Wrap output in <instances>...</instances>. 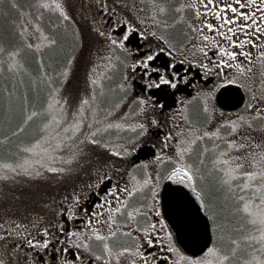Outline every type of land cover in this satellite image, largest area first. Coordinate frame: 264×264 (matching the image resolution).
<instances>
[{"label":"rangeland","instance_id":"374dc122","mask_svg":"<svg viewBox=\"0 0 264 264\" xmlns=\"http://www.w3.org/2000/svg\"><path fill=\"white\" fill-rule=\"evenodd\" d=\"M97 1L132 15L129 20L135 25L167 30L180 42L188 9L189 23L197 24L191 5L198 0ZM82 4V0H0V222L38 216L63 185H73L80 172L107 160L112 146L124 140V149L129 150L132 141H125L134 137V126L142 120V112L119 89L118 65L114 66L107 43L80 18ZM263 50H257L251 67L234 74L248 95L243 108L225 113L206 98H193L179 116L189 136L182 166L192 172L213 229L219 232L221 223L229 226L221 242L212 243L213 253L207 250L193 257L169 241L177 264L264 262V224L258 215L264 209L260 203L264 180L259 175L252 180L229 178L225 172L240 162L235 157L244 158L237 172L264 169V164L258 169L251 163L264 152V115L257 114L264 112ZM226 121L235 122L236 130ZM9 132L12 136L5 135ZM102 136L108 142L99 140ZM230 140L241 147L230 146ZM246 203L251 212L244 210ZM0 261L13 264L1 249Z\"/></svg>","mask_w":264,"mask_h":264},{"label":"flooded vegetation","instance_id":"af4514ba","mask_svg":"<svg viewBox=\"0 0 264 264\" xmlns=\"http://www.w3.org/2000/svg\"><path fill=\"white\" fill-rule=\"evenodd\" d=\"M82 3L80 18L84 23L91 25L98 32L99 37L107 43L112 52V62L114 66L118 65L119 89L125 98L135 104L134 108L142 112V120L134 126V131H137L133 133L134 137L125 141V144L129 141L132 143L124 155L115 154L124 151V140H121L120 143L112 146L110 152H107V160L102 161L101 165L80 172L79 177L74 179L73 185H63L51 196L47 204L42 206L38 216L14 218L10 224L0 222V249L13 264H65V262L67 264H142L145 259L150 264L153 260L155 264H177V254L170 246V242L176 244L179 249L182 248L164 214L162 191L177 164L183 167L185 154L188 153L189 136L188 132L182 130L179 116L186 112L193 98H206L218 110L234 113L247 104L248 95L243 86L236 81L227 84L222 82V75L218 74L216 58L209 59L208 68L203 67L205 56L199 48L207 44L211 49L212 43L211 40L204 41L199 38L198 33L189 23L190 9L186 13V22L181 26L184 39L180 42L169 35L167 30L133 24L132 20H129V16L133 18L132 15H127L122 9L108 8L97 0H82ZM120 21L131 23L136 30L130 34L129 40L125 41L123 49L111 42L112 39L121 37L124 25L119 24ZM113 24L118 26L113 28ZM248 31L251 34L254 30ZM138 32H144L146 35L141 37ZM209 34L205 31V35ZM211 35L218 43H222V38L215 33ZM237 36L242 38L239 34ZM254 39L256 47L245 45L252 56L248 58L237 56V61L243 65L242 69L244 66L251 67L257 50L262 48L260 44L264 37L257 34ZM149 48L157 54V58L150 62V66L147 69L143 66L131 67L136 59L143 58V53ZM232 50H236V46H232ZM169 53L172 55L170 56ZM222 58L228 59L229 64L232 65L220 66L222 73L230 81L235 80L234 74L241 68L235 67L236 61L231 58ZM170 71L173 74L176 72L181 74L175 77L177 82L175 88L157 79L159 76L168 77ZM228 84H238L245 92V102L237 109H223L216 102L217 93ZM209 93L211 95H208ZM140 98L143 99V103ZM254 106L257 107V104ZM140 124L144 125V129L137 126ZM106 138L102 136L99 140L108 142ZM181 149L184 151L181 152ZM112 186L116 187L119 196L108 194L107 190ZM125 188L129 191L135 188L136 191L131 196H127L124 192ZM75 196L80 197L78 202L74 200ZM109 199L112 203L100 209V216L90 215L96 210L97 203ZM117 207L121 208L119 212L109 211V208ZM61 209H65V212H61ZM69 209L71 212L68 211ZM81 209L85 211L82 212ZM129 212L133 215L129 216ZM71 213H75L76 218L69 220L67 217ZM85 219H91L93 223L85 224ZM161 219L165 221L167 227L160 223ZM41 226L48 229L47 238L51 240V244L46 248L41 245L40 250H37L26 241L30 237L45 238L40 231ZM57 227L64 228L63 236L57 231ZM70 229L82 232V238L68 237L67 232ZM93 230L98 231L102 238L98 239L94 236ZM109 232L113 235H108ZM168 233L172 235L169 236ZM149 237L155 240L154 244L147 243ZM69 240L73 243H69ZM84 240H87L90 252L81 247ZM105 244L111 250V258L104 249ZM123 249L130 251L124 252ZM137 249L148 255L141 257L137 254ZM98 256H103L104 259H97Z\"/></svg>","mask_w":264,"mask_h":264},{"label":"snow or ice","instance_id":"6c2138e0","mask_svg":"<svg viewBox=\"0 0 264 264\" xmlns=\"http://www.w3.org/2000/svg\"><path fill=\"white\" fill-rule=\"evenodd\" d=\"M47 7V5H45ZM59 7V5H57ZM184 7H189V5H184ZM192 8L196 9L195 16L197 18V24H193V29L198 33L199 38L203 39L204 41L211 40L212 48L210 49L207 44H205L203 47L199 48V51L204 54L205 61L203 63V67L208 68L209 66V59L210 58H216L218 60V74L222 75V82L227 83H235L234 80H229L226 75L222 73V68L220 66H229L232 65L229 64V60L222 58V57H228L231 58L233 61H236L235 67L242 68L243 65L237 61V56H243L245 58L251 57L252 53L248 51L245 48V45H252L253 47H256V41L254 39L255 35L260 34L262 37H264V0H246V3L243 2V0H232V2H228V0H198L196 4L191 5ZM249 9L252 11L250 12ZM63 11V9H61ZM106 10V9H105ZM163 11V9H160ZM215 21V22H213ZM119 24L124 25V29L122 31L121 37L117 39H112L113 44H118L121 49L125 48V41H128L130 38V34L133 33L135 30V26L131 23H126L124 21H120ZM117 24H113V28L117 27ZM249 29L254 30L251 34L249 33ZM205 31H208L210 34L205 35ZM211 33H215L216 36L222 38V43H218L217 40L211 35ZM237 34H239L238 38ZM138 35L141 37H144L146 33L144 32H138ZM232 46H236V50H232ZM261 47H264V39H262ZM151 53V54H149ZM209 53H211V57H209ZM171 56L172 53H169ZM261 56H264V51L260 52ZM157 58V54L153 52L151 48L147 50V52L143 53L142 59H136L135 62L131 65V67L135 68L137 66H143L145 69H147L150 66V62H153ZM196 61L194 60L193 63ZM180 72H176L173 74L171 71L168 73V77L165 76H159L157 79L158 81L162 82L165 85L171 86L172 88H175L177 86V82L175 77L180 76ZM185 75H187L185 73ZM155 83V82H154ZM148 87H152L153 85H147ZM208 95H211L209 93ZM141 99V103H143V99ZM207 107V104L205 105ZM258 115H264V112L257 113ZM239 119H243V117H240ZM155 122V121H153ZM226 123L231 124V127L233 131L236 130L237 124L233 121H226ZM141 129H144V125L140 124L137 125ZM170 135V134H169ZM206 135H212V133H206ZM90 138V137H89ZM93 143H97V141H92ZM194 143V141H193ZM230 146L234 147H241V145L234 144V141H228ZM128 149H124L123 152H116V155H124ZM181 152L184 150L181 149ZM261 159L258 161L255 157L252 158L251 163L256 165L258 169H261V165L264 164V152L260 153ZM183 157H181L182 159ZM170 159V157L168 158ZM236 161H240L237 163H234L232 167H229L225 169L226 174L229 176V178L232 175H239L242 177H246L249 180H252L254 177L259 175L262 180H264V169H261L259 172H253V171H239L236 170L242 169V163L244 158L243 157H235ZM225 164H228V161H224ZM52 171H62V169H56L52 168ZM179 173H187L189 176L192 175L191 170L188 167H181L179 164H177L176 169L173 171V175H177ZM150 182V181H146ZM249 185L245 183L244 187L247 188ZM255 186V185H253ZM260 187L264 188V183L260 185ZM136 189L133 188L132 191H129L127 188L124 189V192L127 196H131L133 192H135ZM109 195H115L119 196L120 193L117 191L115 186H112L107 190ZM153 195L155 196V192H153ZM74 200L78 202L80 200L79 196H75ZM112 200H106L103 203H97L96 204V210L91 212V216H100L102 209L106 204H111ZM260 203L264 205V198L261 199ZM123 207V205H121ZM121 210L120 207L117 208H109V211H116L119 212ZM244 210L246 212H251L252 209L249 207V204L244 205ZM71 212V210H68ZM81 211H85L81 209ZM61 212H65V209H61ZM129 216H132L133 213L129 212ZM258 215L260 218L261 224H264V209H260L258 211ZM69 220L76 218L75 213H71L67 217ZM111 219V217H109ZM85 224H91L93 221L91 219H85ZM96 223H99V221H96ZM161 224H164L165 227H167V224L163 219L160 220ZM155 224V221L153 222V225ZM154 230V229H153ZM40 231L44 234L43 239H35V238H29L26 242L30 246H34L37 250H40L41 245H43L45 248L51 244V240L47 238L49 236V231L47 228L41 226ZM57 231H59L62 236L64 234V228L57 227ZM141 231H146L144 229H141ZM92 234L96 236L98 239H101V235L98 231L93 230ZM17 235H20V233H17ZM108 235H113L112 232H109ZM169 236L172 235V233H168ZM262 236H264V233H261ZM68 237H76L77 239L82 238V232L75 231V230H69L67 232ZM69 243H73V241L69 240ZM147 243L154 244L155 240L152 237H149L147 240ZM85 250L91 251L89 244L87 240H84V243L81 245ZM104 249L108 252L109 258H111V250L108 248V245H104ZM62 251H67V249H62ZM122 251L128 252L130 249H123ZM215 249L209 248L208 252L213 253ZM137 254L141 257H144L148 255L146 252H142L140 249H137ZM76 255H79V253H76ZM97 259H104L103 256H98ZM116 259L118 260L119 257L117 256ZM188 259H191L190 257ZM0 264H3L2 261H0ZM67 264V262H65ZM142 264H150V262L145 259L142 261ZM151 264H155V260L151 262ZM193 264H201L200 261L195 260L193 261ZM205 264H210V262H205ZM261 264H264V262H261Z\"/></svg>","mask_w":264,"mask_h":264},{"label":"water","instance_id":"95a60500","mask_svg":"<svg viewBox=\"0 0 264 264\" xmlns=\"http://www.w3.org/2000/svg\"><path fill=\"white\" fill-rule=\"evenodd\" d=\"M245 99V92L238 84L225 85L216 96L218 106L228 110L241 107ZM162 204L182 250L193 257L205 253L211 247L214 235L206 214L205 199L195 190L191 176L172 173L162 191Z\"/></svg>","mask_w":264,"mask_h":264},{"label":"trees","instance_id":"16d2710c","mask_svg":"<svg viewBox=\"0 0 264 264\" xmlns=\"http://www.w3.org/2000/svg\"><path fill=\"white\" fill-rule=\"evenodd\" d=\"M28 99L31 100V97L28 96ZM6 136H12L11 132L9 133H6L5 134ZM4 136V135H3ZM3 138H8V137H3ZM211 220V224L214 225V222L212 219ZM225 223H221L219 226H220V231L218 232L215 228V230L213 229L212 227V230H213V235H214V240H213V244H219L221 242V238H222V235H224V230L229 226V224H226L225 226ZM221 236V237H220Z\"/></svg>","mask_w":264,"mask_h":264}]
</instances>
